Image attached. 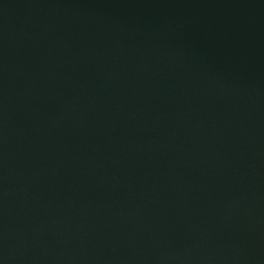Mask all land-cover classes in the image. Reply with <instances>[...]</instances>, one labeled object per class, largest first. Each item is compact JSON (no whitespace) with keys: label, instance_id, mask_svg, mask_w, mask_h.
I'll return each mask as SVG.
<instances>
[{"label":"water","instance_id":"water-1","mask_svg":"<svg viewBox=\"0 0 264 264\" xmlns=\"http://www.w3.org/2000/svg\"><path fill=\"white\" fill-rule=\"evenodd\" d=\"M0 264H264V0H0Z\"/></svg>","mask_w":264,"mask_h":264}]
</instances>
